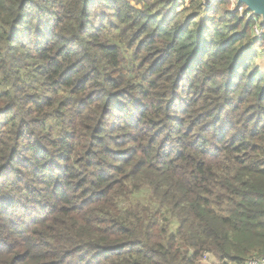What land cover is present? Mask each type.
Instances as JSON below:
<instances>
[{"label":"trees","instance_id":"16d2710c","mask_svg":"<svg viewBox=\"0 0 264 264\" xmlns=\"http://www.w3.org/2000/svg\"><path fill=\"white\" fill-rule=\"evenodd\" d=\"M132 1L0 0V264L264 258V38Z\"/></svg>","mask_w":264,"mask_h":264},{"label":"built area","instance_id":"2783aa9c","mask_svg":"<svg viewBox=\"0 0 264 264\" xmlns=\"http://www.w3.org/2000/svg\"><path fill=\"white\" fill-rule=\"evenodd\" d=\"M232 2V12L238 13L246 20H253L255 22L253 26V33L256 40H262L264 38V23L262 19L255 16L254 13L249 12L245 5H239L238 0H230ZM259 19V20H258ZM245 264H264V258H253L248 260Z\"/></svg>","mask_w":264,"mask_h":264},{"label":"water","instance_id":"95a60500","mask_svg":"<svg viewBox=\"0 0 264 264\" xmlns=\"http://www.w3.org/2000/svg\"><path fill=\"white\" fill-rule=\"evenodd\" d=\"M239 5H245L249 12L254 13L264 23V0H238Z\"/></svg>","mask_w":264,"mask_h":264},{"label":"crops","instance_id":"0c3cea01","mask_svg":"<svg viewBox=\"0 0 264 264\" xmlns=\"http://www.w3.org/2000/svg\"><path fill=\"white\" fill-rule=\"evenodd\" d=\"M190 1H195V0H180V3L182 4L183 8H186L189 6ZM257 66L259 67L260 72L264 75V57H260L257 60Z\"/></svg>","mask_w":264,"mask_h":264},{"label":"rangeland","instance_id":"374dc122","mask_svg":"<svg viewBox=\"0 0 264 264\" xmlns=\"http://www.w3.org/2000/svg\"><path fill=\"white\" fill-rule=\"evenodd\" d=\"M128 1H132V0H128ZM134 3H135V2L132 1V4H133V5H135ZM180 4H181V3H180ZM181 5H182V4H181ZM0 92H1V90H0ZM142 199H144V195L142 196ZM143 202H144V201H143ZM174 229H175V227H174ZM205 264H218V262H217V260H216L214 257H212L211 255H208V256L206 257Z\"/></svg>","mask_w":264,"mask_h":264}]
</instances>
